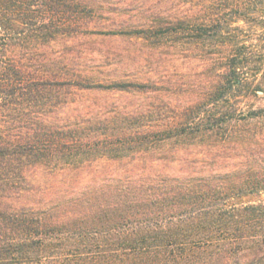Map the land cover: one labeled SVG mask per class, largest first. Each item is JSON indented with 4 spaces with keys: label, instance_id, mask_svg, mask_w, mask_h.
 I'll return each mask as SVG.
<instances>
[{
    "label": "trees",
    "instance_id": "obj_1",
    "mask_svg": "<svg viewBox=\"0 0 264 264\" xmlns=\"http://www.w3.org/2000/svg\"><path fill=\"white\" fill-rule=\"evenodd\" d=\"M92 2L0 0V264H264V164L148 156L236 125L222 97L238 95L251 63L238 39L222 42L226 81L210 107L191 109V129L133 125L141 112L66 114L77 90L131 85L95 82L52 50L79 33ZM233 19L200 30L220 22L215 35H227Z\"/></svg>",
    "mask_w": 264,
    "mask_h": 264
},
{
    "label": "rangeland",
    "instance_id": "obj_2",
    "mask_svg": "<svg viewBox=\"0 0 264 264\" xmlns=\"http://www.w3.org/2000/svg\"><path fill=\"white\" fill-rule=\"evenodd\" d=\"M92 5L85 10L88 22L79 33L57 40L52 50L63 54L75 69L92 73L95 82L131 85L128 91L77 90L66 114L141 112L133 125L179 124L191 129V109L210 107L216 87L226 81L224 65L230 58L222 42L236 37L240 59L251 60L240 71L244 85L238 95L228 91L222 97L229 109L237 108L236 125L211 139L161 142L148 156H237L242 170L249 156H255L253 169L260 170L259 164H264V0H93ZM219 17L234 18L235 30L215 35L220 22L211 24L207 33L200 30L206 20ZM138 31L148 33L138 36ZM256 114L260 116L254 118Z\"/></svg>",
    "mask_w": 264,
    "mask_h": 264
}]
</instances>
